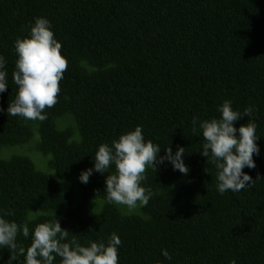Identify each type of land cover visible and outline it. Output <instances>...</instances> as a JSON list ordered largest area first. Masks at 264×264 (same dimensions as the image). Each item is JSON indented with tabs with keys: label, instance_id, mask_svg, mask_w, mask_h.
Here are the masks:
<instances>
[{
	"label": "trees",
	"instance_id": "obj_1",
	"mask_svg": "<svg viewBox=\"0 0 264 264\" xmlns=\"http://www.w3.org/2000/svg\"><path fill=\"white\" fill-rule=\"evenodd\" d=\"M36 17L51 21L68 61L44 121L6 111L17 92L14 42L29 35ZM0 54L9 84L0 94V209L29 222L30 235H18L19 244L30 246L31 230L55 212L81 244L118 234V264H264V0H0ZM226 99L241 113L255 106L235 126L256 123L260 155L254 169H243L255 179L252 187L220 194L191 120L219 118ZM137 125L161 154L185 147L190 171L146 169L141 183L155 195L127 213L106 201L114 165L87 184L79 174L93 166L100 144ZM34 131L36 150L49 156L45 171L28 155L5 158ZM11 254L0 249V264H24Z\"/></svg>",
	"mask_w": 264,
	"mask_h": 264
},
{
	"label": "clouds",
	"instance_id": "obj_2",
	"mask_svg": "<svg viewBox=\"0 0 264 264\" xmlns=\"http://www.w3.org/2000/svg\"><path fill=\"white\" fill-rule=\"evenodd\" d=\"M17 59L12 72L13 83L17 86L16 96L6 109L8 115L20 116L25 120L44 121L47 119L46 108L57 103L60 93V81L68 68V61L61 54L62 44L55 37L51 21L46 17H36L29 26V35L18 37L14 42ZM7 61L0 54V94L8 84ZM5 111L0 107V112ZM219 118L201 119L194 115L191 131L202 135L204 142L200 154L206 157L207 164L217 170V191L240 192L252 187L255 179L244 168L254 169L253 158L260 155L257 140V125L254 121L241 124L235 122L243 116L250 118L255 106L246 107L241 113L234 110L232 101L226 99L217 106ZM185 147H164L146 140L142 126L137 125L109 143H102L95 153L93 166L82 170L79 180L87 184L94 172L109 173L111 166L115 172L105 178L106 201L110 204L123 205L129 211L146 207L155 195L150 187L142 185L146 180V169L157 170L159 166L171 164L173 170L187 175L189 166L184 161ZM207 171V170H206ZM12 209H0V249L11 250L10 259L17 261L24 257V264H54L57 257L61 264H118V248L122 241L115 232L107 239L89 241L81 244L76 236L61 226L54 212V219L39 223L31 230L32 242L25 248L17 241L18 235L28 238L29 222L17 223L7 217L14 216ZM166 259H171L167 249L162 250ZM234 264V262H233Z\"/></svg>",
	"mask_w": 264,
	"mask_h": 264
},
{
	"label": "rangeland",
	"instance_id": "obj_3",
	"mask_svg": "<svg viewBox=\"0 0 264 264\" xmlns=\"http://www.w3.org/2000/svg\"><path fill=\"white\" fill-rule=\"evenodd\" d=\"M38 140H39V136H38L37 132L34 131L32 137L28 141V143H26V144H24L22 146H15V147L10 148L5 153V158H8V157H10L11 155H14V154H17V155H28L29 157H31V159L33 158L35 160L36 164L38 165L37 168L39 170L45 171L47 169V161L49 159V156H43L36 150V144H37ZM39 155H41L42 157H44L46 159V165L44 163V158H39ZM44 165L46 167L45 168H41V167H44ZM122 209H124V208H122ZM126 210L128 211L127 213H137V212L140 211L139 207L134 209V210H131V211H129L127 208H126ZM124 212H126V211H124Z\"/></svg>",
	"mask_w": 264,
	"mask_h": 264
}]
</instances>
